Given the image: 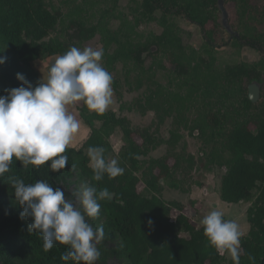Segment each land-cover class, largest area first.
<instances>
[{"label":"trees","instance_id":"16d2710c","mask_svg":"<svg viewBox=\"0 0 264 264\" xmlns=\"http://www.w3.org/2000/svg\"><path fill=\"white\" fill-rule=\"evenodd\" d=\"M234 1L239 4L242 15L250 14V0ZM51 2L0 0V58L5 61L0 64V95H6V89L21 86L23 82L17 79V73L37 86L41 79L33 62L45 56L63 55L72 47L75 40L51 37L63 20V13L53 8ZM217 3V0H142L134 25L121 14L117 15L120 19L117 29L111 26L106 16L94 25L80 20L72 23V36L82 42L100 34L105 65L111 70L118 62L127 61H134L143 68L149 56L163 54L175 66L170 70L185 78L189 69L182 62L186 51L182 29L168 16L182 15L198 25L205 38L206 49L212 52L216 47L214 35L220 25ZM157 11L162 12L160 17L156 16ZM154 20L163 27L162 33L154 34L143 43L133 41L134 27ZM243 28L239 37L234 36L237 44L255 49L263 58L253 65L228 67L221 75L225 93L240 90L248 117L237 121L226 134L225 148L230 157L219 162L225 170L219 195L227 203H251L246 210L249 230L241 235L240 261L241 264H253L248 259L252 256L254 264H264V106L254 105L246 94L247 88H241L245 79L261 80L264 33L250 23H245ZM153 46L157 50L143 57ZM113 88L121 101L123 95L116 79ZM120 108H124L123 103ZM252 109L255 115L250 114ZM80 114L91 130L79 148L67 146L64 155L68 157V167L52 172L48 164L38 168L32 165L23 167L20 161L13 159L10 171L1 179L6 189L0 192V264H76L71 259L67 262L61 260V255L68 251V245L57 242L50 251L43 250L42 235L28 230L31 217L20 218L23 208L15 199L9 179H22L25 184L47 180L55 188L66 182L75 171L89 178L91 185L98 190L108 189L111 199L99 201L106 221L103 228L107 236L118 239L115 253L124 260V264H225L226 261L233 264L232 259L227 260L225 254L221 255L209 244L203 226L191 221L181 202L162 197L163 182L172 180L180 158L176 157L171 164L168 156L151 157L150 153L158 142L156 134L149 128L133 127L128 116L118 115L113 110L103 114L90 111L83 101ZM215 118L212 115L210 121L216 128ZM96 121L100 122L99 126L95 125ZM118 129L123 133V145L113 158L110 137ZM90 146L103 147L106 161L117 160L118 165L124 168L123 175L110 179L105 174L102 180L96 181L87 155Z\"/></svg>","mask_w":264,"mask_h":264},{"label":"rangeland","instance_id":"374dc122","mask_svg":"<svg viewBox=\"0 0 264 264\" xmlns=\"http://www.w3.org/2000/svg\"><path fill=\"white\" fill-rule=\"evenodd\" d=\"M141 2L142 0H52V7L63 13V20L51 33V37L75 40L72 46L80 49L92 47L103 51L100 34L82 42L73 39L72 23L83 20L88 25H94L106 16L111 26L117 29L120 26L117 15L121 14L134 25L136 22L134 17L139 16ZM225 2L234 30L243 32L244 24L250 23L259 32L264 33V0H250L251 11L248 16L239 12V4L237 5L234 0ZM161 15L162 12H156L157 17ZM217 15L220 25L214 35L216 47L212 52L206 49L205 38L198 25L191 23L182 15L168 16L169 20L176 22L182 29V42L186 47L182 62L189 69V74L185 78L170 70L173 63L163 54L149 56L143 68H139L134 61H127L118 62L111 70L105 65L103 57L101 60L102 66L112 75V104L106 111L113 110L118 115L128 116L133 127L149 128L156 134L158 142L150 153L151 157L168 156L171 164L175 162L176 157L180 158L172 180L163 182L162 197L165 200L181 202L184 205V212L196 225H201L200 221L205 216V206L211 209V203L219 196L221 177L225 171L219 162L230 157L225 148L226 134L237 121L248 117L240 90L234 89L230 93H225L221 85V75L228 67L238 64L253 65L263 58L260 52L251 47H240L223 27L220 10ZM162 31L163 27L158 20L143 22L134 27L133 41L146 42L154 34H160ZM58 56H45L33 62V67L41 80H47L50 66ZM261 74V80L245 79L241 85V88L244 86L247 88L248 95V87L252 82L261 83V97L257 103L252 102L258 106H264V70H261ZM115 79L123 95L121 101L113 88ZM122 103L123 109L120 108ZM81 105L82 101H77L68 106V111L80 124L79 130L69 144L76 148L82 145L91 130L81 117ZM250 114L255 115V110L252 109ZM212 115L216 116V128L210 121ZM95 125L99 126L100 122L96 121ZM110 142L115 158L123 145L121 130L118 129L110 137ZM85 182L91 185L89 178L80 176L75 171L59 186L64 188L67 199L76 201L74 193ZM170 183L174 185L171 186ZM5 189L0 179V192H5ZM207 196L212 200L207 201ZM250 205V202L244 201L234 205L225 204L223 207L228 213L227 219L235 220L239 224L242 235L247 234L249 230L246 210ZM172 216L174 219L176 211ZM87 222L94 228L106 223L101 210L98 217L87 219ZM117 244L118 239L105 234L104 239L96 245L101 255L95 264H124V260L115 253ZM224 254L227 260L231 259L229 253ZM225 264H229L228 261Z\"/></svg>","mask_w":264,"mask_h":264},{"label":"clouds","instance_id":"9594fccd","mask_svg":"<svg viewBox=\"0 0 264 264\" xmlns=\"http://www.w3.org/2000/svg\"><path fill=\"white\" fill-rule=\"evenodd\" d=\"M102 57L101 49L72 46L55 59L47 80L37 86L17 73L21 86L0 95V179L10 171L13 159L23 167L48 164L52 172L68 167L64 153L80 127L68 106L83 101L90 111L103 114L112 104V75L102 66ZM4 62L0 58V64ZM104 152L99 146L87 150L96 181L105 174L113 179L124 173L117 160L106 161ZM9 179L23 208L20 218L31 217L28 230L42 235L45 252L59 242L69 246L61 255L62 261L95 264L101 255L96 245L105 233L103 225L94 228L87 218L98 217L99 201L111 199L107 188L98 190L85 182L74 193L73 201L66 198L63 187L54 188L47 180L25 184L22 179ZM200 223L209 244L221 255L229 253L233 264H241L239 224L225 219L219 210L206 214ZM248 259L254 264V257Z\"/></svg>","mask_w":264,"mask_h":264},{"label":"water","instance_id":"95a60500","mask_svg":"<svg viewBox=\"0 0 264 264\" xmlns=\"http://www.w3.org/2000/svg\"><path fill=\"white\" fill-rule=\"evenodd\" d=\"M218 8L222 16V25L231 35V37H239L240 34L238 31L234 30L233 26L230 23L229 12L226 7L225 0H217ZM157 50L156 46L151 47L148 52L144 53L143 57H146L148 53H153ZM248 97L253 103H257L261 97V83L258 81L252 82L248 87Z\"/></svg>","mask_w":264,"mask_h":264},{"label":"crops","instance_id":"0c3cea01","mask_svg":"<svg viewBox=\"0 0 264 264\" xmlns=\"http://www.w3.org/2000/svg\"><path fill=\"white\" fill-rule=\"evenodd\" d=\"M219 195V194H218ZM212 198H209L207 196V201H211ZM234 205L235 203H227V202H223V200H221L220 195L217 196V198L214 199V201L211 203V209H209L207 206H205V215L208 214L209 212L213 211V210H219L222 209V213L224 214V218H228V213L227 211H224L223 207L224 205ZM200 225V224H199ZM248 229H249V225H247Z\"/></svg>","mask_w":264,"mask_h":264},{"label":"flooded vegetation","instance_id":"af4514ba","mask_svg":"<svg viewBox=\"0 0 264 264\" xmlns=\"http://www.w3.org/2000/svg\"><path fill=\"white\" fill-rule=\"evenodd\" d=\"M231 36V35H230ZM231 38H234V37H231ZM173 67H175V66H173Z\"/></svg>","mask_w":264,"mask_h":264}]
</instances>
